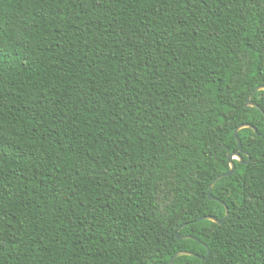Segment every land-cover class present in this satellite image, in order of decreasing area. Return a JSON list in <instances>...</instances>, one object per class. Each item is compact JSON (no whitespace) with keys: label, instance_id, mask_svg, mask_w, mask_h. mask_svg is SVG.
Instances as JSON below:
<instances>
[{"label":"trees","instance_id":"trees-1","mask_svg":"<svg viewBox=\"0 0 264 264\" xmlns=\"http://www.w3.org/2000/svg\"><path fill=\"white\" fill-rule=\"evenodd\" d=\"M262 109L264 0H0V264H264Z\"/></svg>","mask_w":264,"mask_h":264},{"label":"water","instance_id":"water-1","mask_svg":"<svg viewBox=\"0 0 264 264\" xmlns=\"http://www.w3.org/2000/svg\"><path fill=\"white\" fill-rule=\"evenodd\" d=\"M250 106L258 107L257 105H254V104H250ZM258 108H260V107H258ZM262 112H263V111H262ZM263 113H264V112H263ZM245 127H250V126H249V125L242 126V127L238 128L237 131H236V133H235V136H236L237 141H238V143H239L240 149H241V141H240L239 138H238V131H239L241 128H245ZM254 131H256V130L254 129ZM234 157H236V155L229 157L230 161H231V159H234ZM232 165H233V164H231V166H232ZM231 168H232V167H231ZM234 170H235V169H234ZM234 170L232 169L230 173L225 174V175H223V176H221V177H219V178H217V179L215 180L214 184L211 186L210 193H209V198H210L211 200L218 201V200H217L216 198H214L213 195H212V190L214 189L215 184H216L221 178H224V177H230V176L233 174ZM226 211H227V214H226L225 218H224L222 221H218L217 219H215V218H213V217H206V218L204 217V218H202V219H200V220H211V221H213V222H215V223L221 225V224L224 223V221H225V220L228 218V216H229V214H228V208H226ZM200 220H198V221H200ZM178 238H179V239H186V238H191V237H183V236H179V233H178ZM184 255L196 256V255L193 254V253H189V252H180V253H177V254L173 257V259L171 260V264H173L174 260H175L177 257L184 256ZM209 257H210V251L208 252V256H207L206 258H202V257H200V259H202V260H204V261H207V260L209 259Z\"/></svg>","mask_w":264,"mask_h":264},{"label":"snow or ice","instance_id":"snow-or-ice-1","mask_svg":"<svg viewBox=\"0 0 264 264\" xmlns=\"http://www.w3.org/2000/svg\"><path fill=\"white\" fill-rule=\"evenodd\" d=\"M262 111H264V109H262ZM256 147H257L258 149H264V144H262V145H257ZM245 155H246V154H237L236 157H235V159H236L237 161H242V160L245 158ZM261 155L264 156V151H261ZM231 167H232V169L234 170L236 166H235V165H232ZM209 227H211V226H209Z\"/></svg>","mask_w":264,"mask_h":264}]
</instances>
